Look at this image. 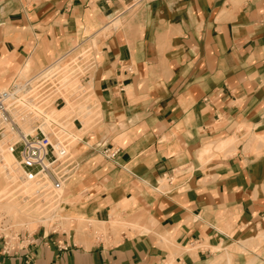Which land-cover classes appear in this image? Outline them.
Listing matches in <instances>:
<instances>
[{
  "label": "crops",
  "instance_id": "crops-1",
  "mask_svg": "<svg viewBox=\"0 0 264 264\" xmlns=\"http://www.w3.org/2000/svg\"><path fill=\"white\" fill-rule=\"evenodd\" d=\"M80 42L98 115L59 231L0 241V264H264V0H0L4 76Z\"/></svg>",
  "mask_w": 264,
  "mask_h": 264
},
{
  "label": "built area",
  "instance_id": "built-area-1",
  "mask_svg": "<svg viewBox=\"0 0 264 264\" xmlns=\"http://www.w3.org/2000/svg\"><path fill=\"white\" fill-rule=\"evenodd\" d=\"M96 65L92 47L80 42L35 72L16 73L8 87L0 91V140H11L5 149L21 171L16 183L6 185L5 198L19 201L25 206L19 214L35 226L46 227L50 234L59 231L62 194L77 173L78 158L70 150L62 123L45 124L44 114L75 102L88 108L80 97L90 93L88 77ZM107 153L104 150L106 157L115 155ZM26 228L27 225L23 229ZM6 230L11 233L4 234L0 224L2 242L12 241L21 231ZM3 252L8 249L3 247Z\"/></svg>",
  "mask_w": 264,
  "mask_h": 264
},
{
  "label": "rangeland",
  "instance_id": "rangeland-1",
  "mask_svg": "<svg viewBox=\"0 0 264 264\" xmlns=\"http://www.w3.org/2000/svg\"><path fill=\"white\" fill-rule=\"evenodd\" d=\"M89 46L92 47L93 50L96 48V43H92ZM20 69H15L13 74L19 72ZM28 72V67H26L24 70H22L21 74H25ZM13 74L10 76H4V71L0 70V91L4 90L5 88L8 87V85L11 82V79L13 77ZM82 96L81 94H79ZM82 105L88 106V108L78 106L79 102H75L73 104H67L64 110V113L56 115L54 117V122L55 123H62V126H64L66 135L68 139V144L70 146L71 152L75 155L76 150L82 148V145L80 144V140L82 139V135L94 124L97 122V115L98 112L94 106V97L92 96V93L90 92L89 94L83 96ZM60 108H51L48 114H50L54 110H58ZM78 118L80 122L82 123L83 126V131L77 132L76 129L74 128V125L72 124V120ZM77 127V126H76ZM78 128V127H77ZM10 139H1L0 143L6 148L8 144L10 143ZM4 148V149H5ZM5 155V154H4ZM14 169L16 171H19V168L17 165L14 163ZM5 186L2 180V176H0V190L2 187ZM10 186V185H8ZM7 192V191H6ZM13 197V196H10ZM25 207L23 206L19 201L16 199H10V198H5L0 197V224L3 225V229H5V233H11L6 230V227L8 230L13 231V233L18 232L19 230L23 229L26 225L27 228L33 229L35 227V223L32 222V220H28L22 215H20L18 212L21 211V208ZM6 209V210H5ZM107 230L111 233H114L115 236H118L119 232L125 231L128 227H130L124 222H110L107 225H103Z\"/></svg>",
  "mask_w": 264,
  "mask_h": 264
}]
</instances>
